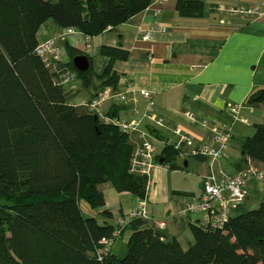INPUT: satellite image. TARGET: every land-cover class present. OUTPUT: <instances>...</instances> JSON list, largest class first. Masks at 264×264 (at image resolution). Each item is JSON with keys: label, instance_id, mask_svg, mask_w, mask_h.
<instances>
[{"label": "trees", "instance_id": "obj_1", "mask_svg": "<svg viewBox=\"0 0 264 264\" xmlns=\"http://www.w3.org/2000/svg\"><path fill=\"white\" fill-rule=\"evenodd\" d=\"M150 1L0 0V264H264V201L250 211L239 212V206L220 230L190 224L187 250L149 222L133 223L123 257L112 249L126 230L114 237L117 225L100 224L80 207L83 202L90 211L101 209L99 186L106 183L139 199L146 195L144 178L129 172L133 148L127 134L68 104L67 86L58 84L71 73L94 97L115 90L113 63L126 60L127 52L102 47L109 60L102 74L92 72L88 58L87 71L79 73L72 59L82 53L68 44L66 65L37 55L39 30L52 22L66 34L95 37ZM202 11L198 1H176L179 18L198 19ZM246 104L264 105V91L251 94ZM253 129L240 142L239 170L246 159L264 166V120ZM161 158L169 169L178 168L172 146H165ZM103 217L109 219L106 212Z\"/></svg>", "mask_w": 264, "mask_h": 264}, {"label": "crops", "instance_id": "obj_2", "mask_svg": "<svg viewBox=\"0 0 264 264\" xmlns=\"http://www.w3.org/2000/svg\"><path fill=\"white\" fill-rule=\"evenodd\" d=\"M176 1L151 0L141 13L95 37L69 35L47 22L40 28L37 39L40 44L53 40L61 53V65L69 62L65 44L79 50L90 60L95 75H101L109 61L101 55L102 47H120L126 51V60L113 63V70L119 76L117 88L103 90L113 97L103 103L102 116L114 122L138 120L136 131L127 134L128 144L134 151L147 140L155 150L157 167L152 172V186L144 199L117 192L106 183L99 186L104 206L87 216L97 217L100 224L107 220L116 226L119 219L143 202L148 219L130 222L122 236L129 237L133 223L147 221L164 238L174 239L180 246L182 242L190 246L189 226L204 225L203 218L198 214L182 220L174 217L173 211L201 195L203 179L208 173L207 163L199 157L177 158L178 168L169 169L158 161L162 159L165 146L173 147L177 143L176 131L191 135L196 145H211V127L225 125L231 134L228 158L218 162L216 169L228 175L239 170L240 143L233 145L231 129L235 122H231L228 109L241 107V118L252 127L264 120V105L246 104L251 94L264 91V16L254 19L232 14L229 9L262 6L264 0H194L203 5L198 19L179 18ZM144 32H151L150 41L142 40ZM75 85V92L64 87L67 102L85 111L95 92L82 87L79 81H75ZM143 91L150 93L154 117L163 121V127H156L146 119ZM120 93L126 94L127 104L116 99ZM254 165L264 169L262 165ZM246 189L248 195L239 212L246 211L245 205L250 199L264 201V183L251 180ZM103 212L109 219L103 217ZM158 222H163L165 228L158 230ZM112 250L121 256L120 247L114 245Z\"/></svg>", "mask_w": 264, "mask_h": 264}, {"label": "built area", "instance_id": "obj_3", "mask_svg": "<svg viewBox=\"0 0 264 264\" xmlns=\"http://www.w3.org/2000/svg\"><path fill=\"white\" fill-rule=\"evenodd\" d=\"M166 0H161L164 2ZM220 11L223 9L220 8ZM229 12L250 18H260L264 16V4L262 6H252L246 8H230ZM72 34V31H68ZM142 40L150 41L151 32H144ZM36 53L48 64L60 62V50L55 47L52 39L41 43ZM61 86H67L69 90L75 92L77 87L75 85L74 76L71 73L64 74L58 82ZM113 97L107 92H101L96 97L91 99L85 106L86 110L97 116L104 124H112L117 126L123 133L131 134L136 131L140 122L134 120L131 122H114L102 116V105L105 100ZM116 99L127 104L129 99L125 93L117 94ZM141 97L146 101V119L153 122L156 127H163V121L155 118L153 113V100L147 91L141 92ZM242 108L234 106L228 109L231 122H240L247 124V120L241 118L240 112ZM211 145L195 144V139L188 134L175 132L178 136L177 143L173 149L177 153V158L185 160L188 158H203L207 163L208 173L203 179L202 192L198 198L174 208L173 216L182 219L193 215H201L204 221V226L211 230H220L224 227L227 221L234 215L236 209L241 206L247 198V184L253 180L257 183H264V169L257 168L250 160H245L243 169L237 171L234 175H228L223 170L216 169L218 162L228 158L227 150L231 141L230 130L225 125L212 126ZM157 167V160L155 150L152 144L144 140L142 144L133 151L129 164L130 174L144 178L145 180V194L152 186V172ZM148 212L145 203H141L137 208L133 209L129 214L122 217L117 222V230L113 234L117 237L120 232L134 220H147ZM157 229L165 228L163 222L156 223ZM110 240H103L101 244L105 246L111 245ZM101 254L99 253V256Z\"/></svg>", "mask_w": 264, "mask_h": 264}, {"label": "rangeland", "instance_id": "obj_4", "mask_svg": "<svg viewBox=\"0 0 264 264\" xmlns=\"http://www.w3.org/2000/svg\"><path fill=\"white\" fill-rule=\"evenodd\" d=\"M231 132L234 134V139H233V145L234 146H239V143L241 142V140L245 139V138H250L253 136L254 134V129L252 127V124L249 123L248 125H242L238 122H235V125L232 127ZM261 200H254V199H250L247 204L245 205L247 209H245L246 211H250V210H254L257 208L258 204L260 203ZM80 207L83 211V213L85 214H91L86 205L82 202L80 203ZM126 241H127V234L123 235L120 239H118L115 243L116 247H120L122 252H121V257H123L122 255H125L126 252ZM192 244V242H191ZM190 244V245H191ZM181 246L183 248V250H187L189 246H187L185 244V242L181 243Z\"/></svg>", "mask_w": 264, "mask_h": 264}, {"label": "water", "instance_id": "obj_5", "mask_svg": "<svg viewBox=\"0 0 264 264\" xmlns=\"http://www.w3.org/2000/svg\"><path fill=\"white\" fill-rule=\"evenodd\" d=\"M72 66L77 72L83 73L87 71L89 64H88L87 58L82 55V56H77L72 59ZM158 164L162 165L163 159H159Z\"/></svg>", "mask_w": 264, "mask_h": 264}]
</instances>
